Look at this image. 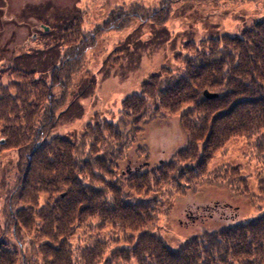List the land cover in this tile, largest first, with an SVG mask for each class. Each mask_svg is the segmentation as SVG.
Wrapping results in <instances>:
<instances>
[{"label": "trees", "instance_id": "16d2710c", "mask_svg": "<svg viewBox=\"0 0 264 264\" xmlns=\"http://www.w3.org/2000/svg\"><path fill=\"white\" fill-rule=\"evenodd\" d=\"M168 8L161 22L167 20ZM118 25L108 22L105 29ZM186 50L190 52L189 45ZM192 51L180 56L181 73L161 68L142 84L141 93L124 99L117 122L91 124L77 142L45 138L65 101V95L56 100L53 89L67 90L82 54L55 65L50 85L35 83L44 90L38 101H50L47 107L32 103L28 84L16 85L17 95L0 86V123L7 127L1 131L6 148L18 153L20 171L7 201L8 222L16 236L21 227L48 239L52 246L42 251L47 264H264V215L205 230L177 248L157 232L162 210L157 194L179 192V183L198 188L206 180L230 182L232 189L234 183L248 185L240 170L225 169L213 177L207 171L216 152L231 140L250 141L264 167V19L241 35L203 40ZM204 90L219 95L208 99ZM177 114L186 144L173 159L116 179L118 162L145 125ZM259 180L263 183L264 175ZM42 195L53 201L41 205ZM81 227L91 234L80 239L83 247H73L69 239ZM16 255L0 241V264H17Z\"/></svg>", "mask_w": 264, "mask_h": 264}, {"label": "rangeland", "instance_id": "374dc122", "mask_svg": "<svg viewBox=\"0 0 264 264\" xmlns=\"http://www.w3.org/2000/svg\"><path fill=\"white\" fill-rule=\"evenodd\" d=\"M168 7L167 20L161 22ZM261 19L264 0H0V86L17 95L16 85L28 84L32 103L47 107L50 101H38L44 90L35 83L50 85L49 73L55 65L73 62L82 54L67 90L65 86L53 89L55 99L65 95V101L56 110L54 128L45 138L46 142L58 137L77 142L89 125L117 122L124 99L141 93L142 84L152 74L163 67L181 73L180 56L193 54L203 40L241 35ZM108 22L119 25L106 30ZM3 127L7 128L0 123V241L17 253V264H47L42 251L52 246L48 239L21 227L16 236L8 222L7 201L20 171L17 151L6 148ZM249 142L243 137L231 140L216 152L207 169L211 177L225 169L240 170L246 176V187L234 183V190L230 182L206 180L197 189L179 183V192L156 195L162 205L157 232L172 248L205 230L264 215V182L259 180L264 167ZM185 144L179 114L155 119L130 142L115 178L167 163ZM49 200L53 201L42 195L40 204ZM90 234L88 228H78L69 242L83 247L80 239Z\"/></svg>", "mask_w": 264, "mask_h": 264}, {"label": "water", "instance_id": "95a60500", "mask_svg": "<svg viewBox=\"0 0 264 264\" xmlns=\"http://www.w3.org/2000/svg\"><path fill=\"white\" fill-rule=\"evenodd\" d=\"M204 94H205L206 98H208V99H213L214 97H217L219 95L216 92H211L208 90H204Z\"/></svg>", "mask_w": 264, "mask_h": 264}]
</instances>
